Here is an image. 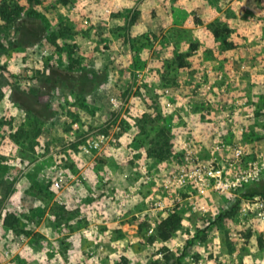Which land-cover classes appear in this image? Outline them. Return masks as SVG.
<instances>
[{
    "label": "rangeland",
    "instance_id": "1",
    "mask_svg": "<svg viewBox=\"0 0 264 264\" xmlns=\"http://www.w3.org/2000/svg\"><path fill=\"white\" fill-rule=\"evenodd\" d=\"M178 1L0 0L6 263L264 264V0Z\"/></svg>",
    "mask_w": 264,
    "mask_h": 264
},
{
    "label": "trees",
    "instance_id": "2",
    "mask_svg": "<svg viewBox=\"0 0 264 264\" xmlns=\"http://www.w3.org/2000/svg\"><path fill=\"white\" fill-rule=\"evenodd\" d=\"M23 24L21 25V28H23ZM213 32H214V36L215 37H218L219 36V31L217 29H213ZM34 35L33 33H31V35L29 34H24V30L21 32V36L18 40V44L20 45H26L28 44L29 42H26V39L25 38H31V36ZM89 91L91 90V88H88ZM20 94L22 95V98H17L15 101L20 105V107L27 111L28 113H32L34 110L31 108L32 106L30 105L33 100L35 101V103L37 104V101H38V97L37 95L35 94H29L27 92H20ZM28 95H31V100L28 99ZM27 96V97H26ZM26 97V98H25ZM26 100H25V99ZM31 101V102H30ZM46 109L44 108V112L46 113V117L45 119H48L49 117L52 116V113L50 111L46 112L45 111ZM257 195H264V185L259 188H254V189H251L249 191H247V193L245 194V196L247 197H254V196H257ZM162 225L165 226V230H163V234H162V238L163 240H166L169 238V236L171 235V233L176 229L177 227V221H174L172 219V217H169L167 218L166 220H164L162 222Z\"/></svg>",
    "mask_w": 264,
    "mask_h": 264
},
{
    "label": "crops",
    "instance_id": "3",
    "mask_svg": "<svg viewBox=\"0 0 264 264\" xmlns=\"http://www.w3.org/2000/svg\"><path fill=\"white\" fill-rule=\"evenodd\" d=\"M217 1H219V2H223V3H228V2H230V0H217ZM233 2H236V0H231V5H235V3L233 4ZM242 2V5H243V0L241 1ZM241 2H240V4H241ZM192 3H193V1L191 0L190 2H189V0H181V1H178V6H175V7H173L172 9H173V11L175 12V13H173V15H171L172 16V20H171V22H170V25L171 26H173V25H176V26H181V27H184V25H188V22L189 23H191V20L189 19H186L185 20V22H184V24L183 23H181L180 24V21H176L175 19H176V16H175V14H177V12H180V13H185L186 14V12L185 11H187V8L189 9L191 6L190 5H192ZM245 4V3H244ZM246 4H247V2H246ZM156 5H157V3L155 2V1H153V8H156ZM246 9V8H245ZM213 11H214V13H216V15L215 16H213L214 17V19H222L223 17L221 16V14H222V12H219V10L217 9V8H213ZM168 12H170V10L168 11ZM172 13V12H171ZM213 20V19H212ZM178 22V23H177ZM209 22L210 21H207L206 23H204L203 25H207V23L209 24ZM186 23V24H185ZM183 24V25H182ZM92 215L90 214L89 215V217H91ZM117 218V217H116ZM102 219H103V217L102 216H99V220H100V223H102V224H104V222L102 221ZM118 219V218H117ZM119 220V219H118ZM91 226V225H90ZM89 226V227H90ZM88 229V228H87ZM84 231H86V230H84ZM61 233H58L57 234V237H59V236H62V235H60ZM2 253V252H1ZM6 256H8V255H10V254H12V253H10V252H5L4 253ZM2 255V254H1ZM1 260H3V262H1ZM0 264H18L17 263V261H14V262H11V263H6L5 262V258L4 259H2V258H0Z\"/></svg>",
    "mask_w": 264,
    "mask_h": 264
},
{
    "label": "built area",
    "instance_id": "4",
    "mask_svg": "<svg viewBox=\"0 0 264 264\" xmlns=\"http://www.w3.org/2000/svg\"><path fill=\"white\" fill-rule=\"evenodd\" d=\"M103 138H104V136L101 135V136H100V141H101V142L103 141Z\"/></svg>",
    "mask_w": 264,
    "mask_h": 264
}]
</instances>
